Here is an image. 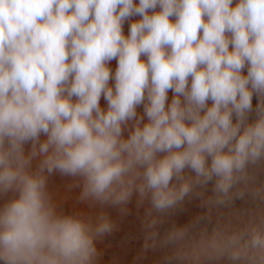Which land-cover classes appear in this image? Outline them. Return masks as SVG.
I'll list each match as a JSON object with an SVG mask.
<instances>
[{
    "label": "clouds",
    "instance_id": "obj_1",
    "mask_svg": "<svg viewBox=\"0 0 264 264\" xmlns=\"http://www.w3.org/2000/svg\"><path fill=\"white\" fill-rule=\"evenodd\" d=\"M262 163L264 0H0V196L16 194L0 207V264H96L115 225L58 211L56 172L81 182V202L147 201L145 248L160 217L201 198L207 212L159 241L176 246L169 264H264V211L191 235L214 208L264 203Z\"/></svg>",
    "mask_w": 264,
    "mask_h": 264
},
{
    "label": "rangeland",
    "instance_id": "obj_2",
    "mask_svg": "<svg viewBox=\"0 0 264 264\" xmlns=\"http://www.w3.org/2000/svg\"><path fill=\"white\" fill-rule=\"evenodd\" d=\"M138 3V0H136ZM159 9H157L158 11ZM141 19L139 16H134L124 22L123 32L127 36L129 34L130 24L132 22ZM174 20V18H172ZM146 61V57H141ZM112 73L114 74L117 67V60H112L108 65ZM246 74V69L244 70ZM114 80L109 81V86L114 87ZM173 93L169 91L168 102H171ZM75 99V98H74ZM211 102H209L210 104ZM253 108L258 103L257 97H253ZM102 108L107 107V102L103 96L100 100ZM137 112L143 114V107H138ZM255 118L254 114L250 118L251 122ZM145 117V122H146ZM235 122V119H234ZM125 137L128 133L125 131ZM41 139H44L42 136ZM30 144L25 145V153L30 151ZM39 160H33L32 170H35ZM256 186L264 184V163L258 164L251 169ZM81 182L78 179L71 177L61 176L58 172L53 173L48 177L47 188L48 192L52 196L53 201L57 204L58 211H61L65 215H72L80 213L85 219L95 220L100 214H106L114 223L115 227L110 234H106L102 238L96 241V247L99 256L96 260V264H169V258L175 251L173 245L162 246L159 241L165 236V234L175 227H182L191 224L197 217L204 215L207 212V208L202 206L203 200L190 195L185 198L182 205L177 209L170 210L169 213L160 217L161 223L157 225L156 230L159 233L157 237L156 247L145 248V240L147 230L145 228V222L151 217H146V210L150 207V204L145 201L142 205L137 206L138 196L133 195L132 200L126 205L127 212L122 213L119 207H112L109 205H100L93 202H81L79 196L81 193ZM212 184L207 186V190L204 191V196L212 195ZM198 191V190H197ZM13 195L9 192L6 195L0 196V207L4 205ZM261 211H264V203L253 200L248 194L243 199H236L234 204L229 208L212 209L211 223L203 222L191 235L198 236L199 232L207 229L210 234L212 229L217 225H228L231 223L232 227L240 226L249 220V213L259 215ZM239 214V219L235 218L233 214ZM154 216L159 214L153 213ZM172 264H181L180 261L172 260ZM200 264H228L226 260H213L209 261L201 257Z\"/></svg>",
    "mask_w": 264,
    "mask_h": 264
}]
</instances>
